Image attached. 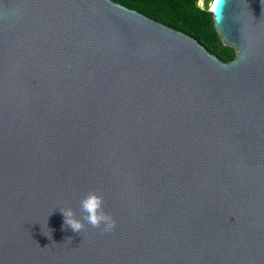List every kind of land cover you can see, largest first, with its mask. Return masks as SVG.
Listing matches in <instances>:
<instances>
[{
    "label": "water",
    "instance_id": "water-1",
    "mask_svg": "<svg viewBox=\"0 0 264 264\" xmlns=\"http://www.w3.org/2000/svg\"><path fill=\"white\" fill-rule=\"evenodd\" d=\"M211 3L230 62L113 0H0V264H264V0ZM92 191L111 232L65 226Z\"/></svg>",
    "mask_w": 264,
    "mask_h": 264
},
{
    "label": "trees",
    "instance_id": "trees-1",
    "mask_svg": "<svg viewBox=\"0 0 264 264\" xmlns=\"http://www.w3.org/2000/svg\"><path fill=\"white\" fill-rule=\"evenodd\" d=\"M156 21L196 38L211 53L230 62L237 57L235 47L224 44L217 31L214 14L205 10V0H113Z\"/></svg>",
    "mask_w": 264,
    "mask_h": 264
},
{
    "label": "clouds",
    "instance_id": "clouds-1",
    "mask_svg": "<svg viewBox=\"0 0 264 264\" xmlns=\"http://www.w3.org/2000/svg\"><path fill=\"white\" fill-rule=\"evenodd\" d=\"M215 9V0H213ZM104 197L95 192H89L80 201V213L71 207L60 208L63 213L65 226L70 227L74 232L81 233L85 224L101 229L102 232H111L116 228V220L105 210Z\"/></svg>",
    "mask_w": 264,
    "mask_h": 264
},
{
    "label": "snow or ice",
    "instance_id": "snow-or-ice-1",
    "mask_svg": "<svg viewBox=\"0 0 264 264\" xmlns=\"http://www.w3.org/2000/svg\"><path fill=\"white\" fill-rule=\"evenodd\" d=\"M218 4H219V0H215V8L218 7ZM211 6H213V0H212V3H211Z\"/></svg>",
    "mask_w": 264,
    "mask_h": 264
},
{
    "label": "rangeland",
    "instance_id": "rangeland-1",
    "mask_svg": "<svg viewBox=\"0 0 264 264\" xmlns=\"http://www.w3.org/2000/svg\"><path fill=\"white\" fill-rule=\"evenodd\" d=\"M200 2H201V1H199V5L201 4Z\"/></svg>",
    "mask_w": 264,
    "mask_h": 264
},
{
    "label": "built area",
    "instance_id": "built-area-1",
    "mask_svg": "<svg viewBox=\"0 0 264 264\" xmlns=\"http://www.w3.org/2000/svg\"><path fill=\"white\" fill-rule=\"evenodd\" d=\"M199 1H201V0H199ZM201 6H203V5H201Z\"/></svg>",
    "mask_w": 264,
    "mask_h": 264
}]
</instances>
